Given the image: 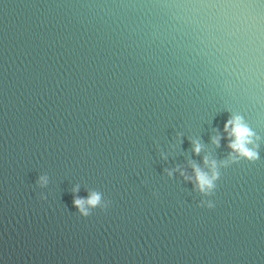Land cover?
<instances>
[{"label": "clouds", "instance_id": "clouds-1", "mask_svg": "<svg viewBox=\"0 0 264 264\" xmlns=\"http://www.w3.org/2000/svg\"><path fill=\"white\" fill-rule=\"evenodd\" d=\"M224 131L227 133V147L230 149L227 158L218 160L211 155H205L203 157V167L193 161H189V166L192 169L191 175L182 170L180 166L164 170L169 178H172L175 172H179L185 182L192 184V190L201 197H204V199L199 200L197 206L209 210L215 207L213 200L209 198L215 195L217 182L221 178V169H227L231 165L238 164L241 161L255 163L259 159L260 144L258 141L260 138L240 115H230L224 125ZM211 142L219 147L220 137H213ZM191 143L193 145V152L199 155L203 145L197 139L191 140ZM36 184L41 189L46 188L49 184V176L47 174L40 175ZM79 188L80 185L77 184L72 189V192L74 194L77 193ZM40 195L41 199H46L43 193ZM153 195L158 194L154 192ZM111 204V200L105 199L100 191L94 189L88 191L87 198L75 195L73 198V207L84 218L91 216L97 208L102 212L106 211Z\"/></svg>", "mask_w": 264, "mask_h": 264}]
</instances>
